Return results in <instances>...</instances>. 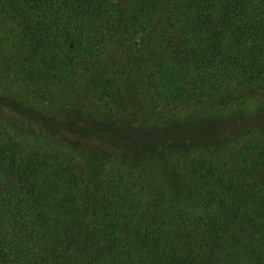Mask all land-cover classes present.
Segmentation results:
<instances>
[{"label": "trees", "instance_id": "1", "mask_svg": "<svg viewBox=\"0 0 264 264\" xmlns=\"http://www.w3.org/2000/svg\"><path fill=\"white\" fill-rule=\"evenodd\" d=\"M10 25L17 40L4 47ZM108 34L120 47L145 39L129 70L137 78L126 85L123 66L95 75L83 98L99 117L65 111L73 100L61 91L78 87L80 70L99 69ZM1 83L28 101L0 88V264H264V138L230 145L238 118L226 119L264 99V0H0ZM152 103L182 120L145 128L147 160L188 156L181 173L164 168L170 182L158 196L123 174L99 180L58 148L25 150L7 129L54 140L105 132L114 121L101 116L123 104L148 118ZM165 133H177L175 152L157 156ZM229 145L219 164L191 156ZM213 192L214 215L185 211Z\"/></svg>", "mask_w": 264, "mask_h": 264}, {"label": "rangeland", "instance_id": "2", "mask_svg": "<svg viewBox=\"0 0 264 264\" xmlns=\"http://www.w3.org/2000/svg\"><path fill=\"white\" fill-rule=\"evenodd\" d=\"M9 32L11 35L9 34V38L5 39L3 42L4 47H8L11 43L13 45L17 40V30L14 26L10 25L9 28H6L5 33L2 34L6 37L5 34ZM140 38H142V36L132 37V39L125 41L120 47L118 42L120 39L119 35L108 34L104 42L105 48L100 52L101 56L99 59L101 64H98L99 69L92 71V73L80 70L78 76V87L76 85L75 89L73 88L61 91L67 102L73 100L72 106H74V109H66L65 111L78 110V107H83L84 110L81 114H94L95 117H99V115H95L94 113V111H96V105L83 98V95L86 93L84 85L91 77L100 75L105 71L112 70V68L114 69L117 66H123L124 68V70H122V80L126 85L134 82L137 78V74H133L129 70L134 68L131 63H135L137 58L140 57V48H145L143 45L145 39L140 40ZM84 69H86V67ZM140 70H142V68ZM0 88H6V94H12L13 99L17 101H28L25 95H22V91L16 87L10 88L8 85L1 83ZM59 95L58 97H61ZM66 100L64 99V104L66 103ZM151 106V111H153L152 115H149L148 118H143L142 112H138V108H131L130 105H128V112L122 113L121 107L124 108L125 106L121 104L119 107L114 108L112 113L107 114L105 117H100L102 119L105 118L114 121V126L111 125V130L105 129V132H103L99 130L98 127H90L85 130V134H78L76 137L71 135L67 136V138L65 137V139L59 137H55V140L52 139L51 135L53 132L50 133V135L48 133L43 134L42 132H40L41 134L35 135L33 134L34 132L28 133L27 131L20 130L14 126H8V124H6L9 132L13 133L14 138L19 141L25 150L42 147L44 145L51 146L52 148H58L70 155V157L86 171L92 172L96 170L95 175L99 180H103L109 174H123L124 180L130 183L131 186H135L134 188L136 191L139 189L140 191L144 190L142 193L145 197L148 195L158 196L160 193L159 186L161 185L164 187V183L170 182L169 177L165 175L164 168L169 166L172 174L173 172H176V169H179V173H181L182 169L186 170V167H188V156L179 152L177 154H172L167 161L161 160L160 156L155 157V160L152 161L151 159L147 160L146 157H148V152L147 149L144 148L143 142L144 136L147 133L145 128L160 127L163 125V121L171 117L173 114L174 116L172 119L175 121H169L168 123H174L177 125L179 123L177 121L182 120L176 118L175 113L160 109L157 103H152ZM263 110L264 99L255 100L252 103L244 105L242 108L226 112V119L231 120L235 116L238 118V123H234L237 125V128L235 127L231 131L232 133L234 132V134L227 136L230 139L229 141H232L230 145L243 143L247 140L255 141L257 139L264 138V116L260 115V111ZM236 113L238 115H236ZM206 114L211 115L212 118L217 120H221L222 118L220 114L214 115L207 111ZM124 119H126L127 124H120ZM162 132L157 134L163 135L164 133ZM176 134L165 133L166 136L164 138H159L161 144L158 147L161 148H157V156L162 153V148L164 146L172 148L174 151L173 147L175 143H177L174 140V136ZM233 135H235V137H233ZM221 143V145L225 144L224 141ZM230 145L228 148L225 147L222 150H217L216 152H213V149L209 146L201 147L200 149L196 148V150L191 153V156L199 157L204 155L205 157L212 159L214 163L219 164L229 160L230 150L228 149H230ZM100 169L101 171L103 170V174H100ZM217 195L213 192L212 196H207L203 199H194L197 203L200 201L201 205L199 208H195V206L190 208L188 206L189 208H185V211L201 216L210 213L209 215L212 216L216 212L214 201H217ZM205 204H208L210 209L207 208Z\"/></svg>", "mask_w": 264, "mask_h": 264}]
</instances>
